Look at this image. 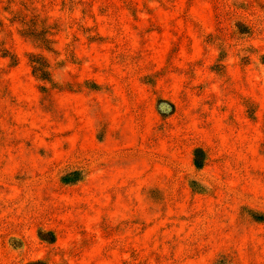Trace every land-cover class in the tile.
I'll return each instance as SVG.
<instances>
[{"label": "rangeland", "instance_id": "obj_1", "mask_svg": "<svg viewBox=\"0 0 264 264\" xmlns=\"http://www.w3.org/2000/svg\"><path fill=\"white\" fill-rule=\"evenodd\" d=\"M33 261L264 264V0H0V264Z\"/></svg>", "mask_w": 264, "mask_h": 264}, {"label": "trees", "instance_id": "obj_2", "mask_svg": "<svg viewBox=\"0 0 264 264\" xmlns=\"http://www.w3.org/2000/svg\"><path fill=\"white\" fill-rule=\"evenodd\" d=\"M224 16H225L224 15V12H219L218 17L220 19V23H221V21H222V19H223ZM237 28L240 30V35H242L241 38H244L245 39L246 37H248V35L251 34V30H249L247 27H244V25L243 26L242 25L241 26L239 25ZM43 40L45 42H48L49 38L46 36V38H44ZM226 56H227L226 51L220 49L219 58H218V61H217L216 65L214 66V71H217V72H223L224 71V68H225L224 62L226 61ZM248 58H249L248 56L243 57V59L245 61L249 62V59ZM39 60H41V61H39ZM33 63H34V67H33L34 73H36V75L38 74L41 79L49 80L48 73L46 71H43L41 69H38V67H37L39 63L43 64L44 66L47 63L44 60H42L40 57H37L36 59H32V64ZM61 180H62V182L64 184H69L70 183L69 176L68 177L65 176ZM30 264H44V263L41 262V261H33Z\"/></svg>", "mask_w": 264, "mask_h": 264}]
</instances>
